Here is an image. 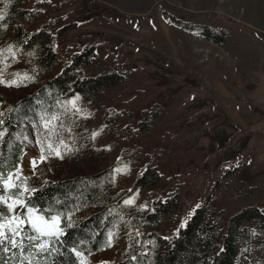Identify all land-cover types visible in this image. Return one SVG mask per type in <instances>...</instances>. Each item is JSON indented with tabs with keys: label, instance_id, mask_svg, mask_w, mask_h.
Here are the masks:
<instances>
[{
	"label": "rangeland",
	"instance_id": "rangeland-1",
	"mask_svg": "<svg viewBox=\"0 0 264 264\" xmlns=\"http://www.w3.org/2000/svg\"><path fill=\"white\" fill-rule=\"evenodd\" d=\"M14 4L17 0H0L3 19ZM25 6L38 15L8 19L23 32L42 24L54 33L69 26L58 38L61 67L68 60L66 48L71 42L82 47L97 41V35V58L88 60L89 68L103 69L110 55L119 62L130 59L127 82L106 92L107 106L117 108L118 95L152 83L157 93L143 108L158 104L165 117L150 123L147 131L115 142L110 126H95L98 113L79 95L47 101L35 95L36 114L22 119L16 134L24 145L17 168L10 172L19 171L18 184L34 188V182L61 179L69 168L81 173L111 167L109 193L118 197L143 167L150 141L162 142L163 135L171 133L175 136L172 158L158 162L157 170L165 178L181 175L185 182L179 191L177 223H184L204 203L223 211L224 217L231 215L246 204L237 193L239 180L264 186V0H65L57 5L54 0H25ZM3 19L0 96L15 104L38 86L41 72L34 63L41 48L38 43L24 48ZM205 26L227 31V41L204 38ZM1 113L0 104V120ZM45 120L51 121L54 134L45 129ZM233 168H237L235 175L225 174ZM154 190L164 198L169 185L163 181ZM254 199L264 203V196ZM147 208L148 200L135 189L114 216L106 248L97 254L82 252L86 264L127 258L130 249L124 239L133 235L137 221L132 216L141 218ZM69 215L71 224L84 219L81 210ZM139 225L147 228L142 219ZM172 228L169 223L156 227L160 231ZM241 253L251 264H264V249L258 243L245 244Z\"/></svg>",
	"mask_w": 264,
	"mask_h": 264
},
{
	"label": "trees",
	"instance_id": "trees-1",
	"mask_svg": "<svg viewBox=\"0 0 264 264\" xmlns=\"http://www.w3.org/2000/svg\"><path fill=\"white\" fill-rule=\"evenodd\" d=\"M54 1L56 5L65 2ZM28 15L37 16L38 12L25 6V0H17V4L9 7L3 23L10 27L12 24L8 19ZM69 25L72 26L70 21ZM68 27L64 26L55 33L43 24L25 32L19 26L10 28L13 39L21 40L24 48L39 44L41 55L34 63V68L41 72V76L35 91L15 104L4 101L0 96L3 121L0 130H7L3 138H0V174L5 178L20 162L24 145L16 134L22 119L36 114L33 110L35 95L41 101L79 95L98 113L95 126H110L116 136L115 142L127 141L147 131L150 123L160 122L165 117L163 108L158 104L143 108V104L157 93V86L152 83L134 92L118 95L115 98L117 108L107 106L106 92L127 82L132 65L130 59L119 62L110 55L103 69L89 68L88 60L97 58L99 35L96 36L97 41L82 47L71 42L66 48L68 60L61 67L58 38ZM201 33L204 38L215 43H223L229 37L227 31L207 26L202 27ZM28 108L32 109L28 111ZM174 138L173 134L165 133L162 142L150 141L151 151L145 154L143 167L135 172L125 192L118 197L109 193L111 167L81 173L69 168L70 171L64 173L61 179L34 182V188L38 191L31 196V205L42 209L51 208L53 215L62 214V227L65 229L61 237L63 243L58 242L53 246L59 251L39 256L40 264H79L78 258L70 251L73 247L91 254L104 250L114 216L119 213L123 200L135 189L142 191L148 200V208L141 218L138 214L132 216L137 220L134 221L136 228L131 237L124 239L129 243V256L111 257L108 264H251L241 250L247 243H258L264 249V203L255 202L254 199L264 196V186L239 180L237 193L246 204L231 215L224 217L223 211L209 208L204 203L195 208L184 223H177V213L181 206L179 191L184 188L185 182L181 175L165 178L157 170L158 162L171 160ZM236 171L237 168L229 169L225 174L235 175ZM163 181L169 185L164 198L154 190ZM77 210L84 212V219L67 227V216ZM140 219L147 226L146 229L140 227ZM162 223L173 224V228L163 231L156 229ZM153 243L156 244L155 249ZM0 264H19V251L10 249L5 253L0 247Z\"/></svg>",
	"mask_w": 264,
	"mask_h": 264
},
{
	"label": "snow or ice",
	"instance_id": "snow-or-ice-1",
	"mask_svg": "<svg viewBox=\"0 0 264 264\" xmlns=\"http://www.w3.org/2000/svg\"><path fill=\"white\" fill-rule=\"evenodd\" d=\"M0 19H3L2 15ZM3 82L0 80V83ZM9 83H16V81ZM52 119L55 120L56 117ZM0 124H3L2 120ZM50 125L51 121H44L45 129L54 134L55 128ZM6 131V129L0 131V138H3ZM37 143L41 141L38 140ZM48 147L51 149L52 145L49 144ZM43 152L44 149L41 147V161L45 159ZM35 163L36 161L33 160V166ZM19 179V171L15 175L10 173L6 178L0 174V247L5 253L10 249L18 250L19 264H34V257L59 251L53 245L58 242L63 243L61 237L64 236L65 229L62 227V214L53 215L51 208L42 209L31 205V196L38 190L29 188L26 183L18 184ZM125 203H131V201H125ZM68 219L67 227L70 228L72 227L70 215ZM70 251L78 258L79 264H86V257L81 251H78L76 247L71 248ZM35 264H39V260H36Z\"/></svg>",
	"mask_w": 264,
	"mask_h": 264
}]
</instances>
